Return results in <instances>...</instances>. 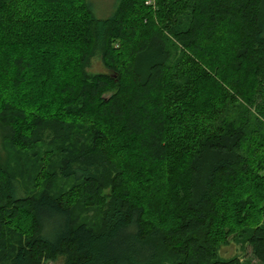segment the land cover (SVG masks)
I'll use <instances>...</instances> for the list:
<instances>
[{
	"label": "trees",
	"instance_id": "obj_1",
	"mask_svg": "<svg viewBox=\"0 0 264 264\" xmlns=\"http://www.w3.org/2000/svg\"><path fill=\"white\" fill-rule=\"evenodd\" d=\"M95 13L0 0V264H264V0Z\"/></svg>",
	"mask_w": 264,
	"mask_h": 264
},
{
	"label": "rangeland",
	"instance_id": "obj_2",
	"mask_svg": "<svg viewBox=\"0 0 264 264\" xmlns=\"http://www.w3.org/2000/svg\"><path fill=\"white\" fill-rule=\"evenodd\" d=\"M93 9L96 11V15L101 18H105L113 11L115 4L118 0H90ZM88 72L91 74L101 73L104 71L103 64L99 62H94L88 69ZM2 132L0 131V135ZM0 148H1V142H0ZM225 254L234 256L238 255L243 261H250L251 264H261L258 262L251 253V248L249 246H245L244 249L241 245L234 244L231 250L229 252H225ZM48 264H62L61 261L52 263L48 262Z\"/></svg>",
	"mask_w": 264,
	"mask_h": 264
}]
</instances>
